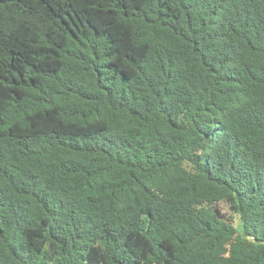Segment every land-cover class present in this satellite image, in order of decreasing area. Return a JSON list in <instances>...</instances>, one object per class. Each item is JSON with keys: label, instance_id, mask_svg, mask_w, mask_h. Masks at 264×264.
Here are the masks:
<instances>
[{"label": "trees", "instance_id": "16d2710c", "mask_svg": "<svg viewBox=\"0 0 264 264\" xmlns=\"http://www.w3.org/2000/svg\"><path fill=\"white\" fill-rule=\"evenodd\" d=\"M0 264H264V0H0Z\"/></svg>", "mask_w": 264, "mask_h": 264}, {"label": "rangeland", "instance_id": "374dc122", "mask_svg": "<svg viewBox=\"0 0 264 264\" xmlns=\"http://www.w3.org/2000/svg\"><path fill=\"white\" fill-rule=\"evenodd\" d=\"M221 209L223 210L224 213H226L228 216H231L233 215L234 217V225L239 227V224H240V220H239V217L235 214H233L230 210V208L226 205V204H221L220 205Z\"/></svg>", "mask_w": 264, "mask_h": 264}]
</instances>
